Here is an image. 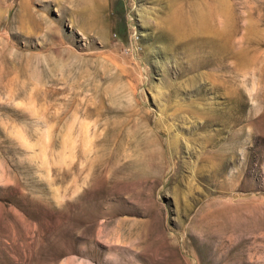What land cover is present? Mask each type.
<instances>
[{
    "label": "rangeland",
    "instance_id": "1",
    "mask_svg": "<svg viewBox=\"0 0 264 264\" xmlns=\"http://www.w3.org/2000/svg\"><path fill=\"white\" fill-rule=\"evenodd\" d=\"M0 264H264V0H0Z\"/></svg>",
    "mask_w": 264,
    "mask_h": 264
},
{
    "label": "bare ground",
    "instance_id": "2",
    "mask_svg": "<svg viewBox=\"0 0 264 264\" xmlns=\"http://www.w3.org/2000/svg\"><path fill=\"white\" fill-rule=\"evenodd\" d=\"M90 19H91V23L94 25V28H97L96 25H99V24L102 25L101 24L102 22L99 21L98 17H91Z\"/></svg>",
    "mask_w": 264,
    "mask_h": 264
}]
</instances>
